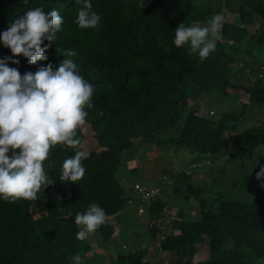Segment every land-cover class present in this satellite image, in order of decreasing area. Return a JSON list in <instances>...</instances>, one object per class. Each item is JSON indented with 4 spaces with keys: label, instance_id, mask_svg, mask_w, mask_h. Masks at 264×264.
<instances>
[{
    "label": "trees",
    "instance_id": "16d2710c",
    "mask_svg": "<svg viewBox=\"0 0 264 264\" xmlns=\"http://www.w3.org/2000/svg\"><path fill=\"white\" fill-rule=\"evenodd\" d=\"M91 3L100 23L95 29H81L76 24L81 6L76 0H0V32L33 7L55 9L65 21L55 41H45L48 60L29 65L20 56L15 57L19 65L9 67L18 68L21 75L48 63L58 67L62 51L74 49L80 74L95 86L93 107L86 109V123L78 130L88 153L82 161L85 176L77 184L60 181L62 162L75 149L58 144L43 162L52 185L42 186L33 199L0 200V264H72L70 257L77 253L83 264L100 259L102 254L88 238L76 239L79 229L74 218L95 202L108 216L96 230L102 241H114L125 233L117 217L132 199L126 194L122 169L138 145L145 161L172 156L169 149L187 152L191 158L186 167L190 170L165 173L174 181L176 194L199 201L196 219L188 220L180 212L164 231L167 205L155 197L147 209L149 241H159L162 251L174 255L168 264H264V185L243 200L227 196L223 185L203 195L192 181L200 172L197 164L204 160L226 157L228 164L264 145V124L241 129L250 104L264 107V0ZM216 14L233 15L237 21L222 24L216 50L203 62L189 53L187 45L173 44L181 23L207 26ZM11 55L0 42V59ZM260 58V68L245 71L246 63ZM203 97L232 103L237 99L242 111L237 114L233 104L217 120ZM136 173L132 169V176ZM89 253L94 255L89 258ZM113 264L149 263L145 251L129 246L119 248Z\"/></svg>",
    "mask_w": 264,
    "mask_h": 264
},
{
    "label": "clouds",
    "instance_id": "9594fccd",
    "mask_svg": "<svg viewBox=\"0 0 264 264\" xmlns=\"http://www.w3.org/2000/svg\"><path fill=\"white\" fill-rule=\"evenodd\" d=\"M144 4V0H141ZM76 24L81 29H95L101 16L92 10L91 0H76ZM224 17L216 14L207 26L181 23L175 30L173 44L188 46L190 54L203 62L217 47L218 33ZM64 20L57 10L45 11L43 6L26 9L0 32V42L10 49L11 56L0 59V200L9 203L17 199H33L42 186L52 185L43 162L55 145L75 149L74 155L62 162L60 181H80L86 173L82 161L88 158L78 130L86 123V109L93 107L95 86L87 81L73 59L74 49L62 51L58 67L41 65L35 72L21 75L18 68L23 56L29 65L48 60L45 41H55ZM19 150V151H17ZM11 152V155L9 153ZM264 178V168L257 173ZM77 184V183H76ZM108 220L104 208L90 203L75 215L77 240H85ZM72 264H83L77 253Z\"/></svg>",
    "mask_w": 264,
    "mask_h": 264
},
{
    "label": "rangeland",
    "instance_id": "374dc122",
    "mask_svg": "<svg viewBox=\"0 0 264 264\" xmlns=\"http://www.w3.org/2000/svg\"><path fill=\"white\" fill-rule=\"evenodd\" d=\"M222 16L224 17L223 23L237 21L236 16L229 14H223ZM199 26L203 27L202 25ZM257 27L258 24L254 28H251L250 31H254ZM249 61H251V59ZM262 62L260 58L255 62L251 61L246 63L247 68L245 71L247 72V69L260 68ZM202 100L207 106L206 109H208L211 115L217 120L220 119L222 113L228 111L233 104L236 106L234 111L237 114H240L242 111V103L237 99H235L233 103L225 101L222 98L209 101L208 99L205 100L203 97ZM246 116H248V120L243 124L241 128L243 130L264 124V107H256L250 104ZM169 151L172 156L167 155L164 158L153 156L151 159L155 158L152 161H145L146 156H144L143 147L142 145H138L135 152L133 151L126 156L121 179L123 182L126 181L125 185L129 188L126 194L132 200L128 202L127 208L117 217V221L121 223V225H124L125 233H123L122 236H118L114 241L111 240L107 243L102 241L96 231L90 234L87 237L89 242L93 248L97 249L102 254L100 259L95 260L92 264H113V260L116 259V253H118L119 248H129V246H135L145 251L146 261L149 264H168L175 259L174 255L160 249L159 241H149L146 232V228L149 224L147 209L151 206L153 198H159L167 205L162 221V228L164 231L170 229L169 220L180 212H183L188 220L196 219L199 215V201L196 200L194 196L191 198L178 193L176 194L174 191V181L168 178L165 173V170H171L176 174L190 170L186 169V167L189 166L188 164L191 163L190 155L187 152H175L174 149H169ZM133 156L135 160L130 161ZM226 159V157H220V159L214 162L204 160L197 164L200 168V172L194 176L192 181L196 188L201 190L203 195H211L212 190L216 191L218 187L223 185V192L227 196L244 200L250 196L252 189L264 185V178H257V173L261 168H264V145L243 156L239 161L227 164ZM197 165L195 164L191 167L194 168ZM134 168L137 169V173L132 176V169ZM215 178H218L217 182L212 185ZM134 186L137 191L130 190V187ZM184 188L186 189V186ZM93 255V253H89L87 257L90 258ZM203 258L204 257H197L196 259L202 260Z\"/></svg>",
    "mask_w": 264,
    "mask_h": 264
}]
</instances>
